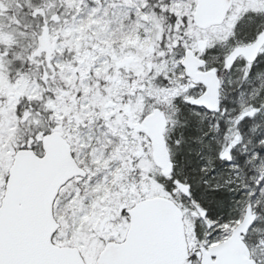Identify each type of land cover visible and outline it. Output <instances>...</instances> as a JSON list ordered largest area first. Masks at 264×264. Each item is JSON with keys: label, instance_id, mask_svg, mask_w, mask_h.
<instances>
[{"label": "snow or ice", "instance_id": "6c2138e0", "mask_svg": "<svg viewBox=\"0 0 264 264\" xmlns=\"http://www.w3.org/2000/svg\"><path fill=\"white\" fill-rule=\"evenodd\" d=\"M0 264H264V0H0Z\"/></svg>", "mask_w": 264, "mask_h": 264}]
</instances>
